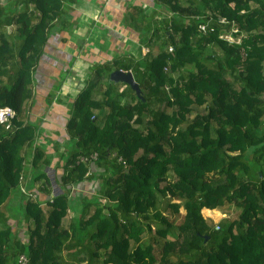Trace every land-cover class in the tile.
I'll list each match as a JSON object with an SVG mask.
<instances>
[{
  "label": "trees",
  "instance_id": "trees-1",
  "mask_svg": "<svg viewBox=\"0 0 264 264\" xmlns=\"http://www.w3.org/2000/svg\"><path fill=\"white\" fill-rule=\"evenodd\" d=\"M71 1L0 5V105L15 111L0 124V264L21 252L25 264H264V0H155L160 17L140 28L144 53L96 65L73 97L60 191L41 206L17 190L33 145L32 181L49 191L25 101L50 24ZM193 14L213 30L198 31ZM230 26L239 42L218 36ZM110 66L129 69L141 96L104 76ZM91 152L84 176L78 157ZM87 178L97 179L91 194L68 193ZM13 188L18 216L5 209ZM226 202L235 213L214 229L201 208Z\"/></svg>",
  "mask_w": 264,
  "mask_h": 264
},
{
  "label": "crops",
  "instance_id": "crops-1",
  "mask_svg": "<svg viewBox=\"0 0 264 264\" xmlns=\"http://www.w3.org/2000/svg\"><path fill=\"white\" fill-rule=\"evenodd\" d=\"M63 4L62 16L54 19L48 29L32 72L30 95L25 101V113L37 125L34 141L48 158L44 171L48 179L45 187L49 191L45 193L36 188L42 200L50 192L57 191L60 156L72 144L67 126L71 122L73 97L85 85L96 64L110 62L119 55L136 58L144 53L147 47L140 29V13L132 17L129 15L131 10L145 14V25L152 18L160 17L155 0H73ZM0 5L6 10H14L18 8L19 0H0ZM6 29L13 30V25H6ZM113 69L115 67L110 71ZM94 168L92 165L91 170ZM29 180L31 188L37 187L32 177ZM97 187V179L87 178L79 181L77 191L72 193L80 198ZM203 208L206 207L201 210Z\"/></svg>",
  "mask_w": 264,
  "mask_h": 264
},
{
  "label": "built area",
  "instance_id": "built-area-1",
  "mask_svg": "<svg viewBox=\"0 0 264 264\" xmlns=\"http://www.w3.org/2000/svg\"><path fill=\"white\" fill-rule=\"evenodd\" d=\"M166 15L168 16L169 14H166ZM192 17H194L195 19L198 20V22H197L198 31L205 32V31L213 30L214 27L212 26L210 21H208V20L201 21V17L198 14H193ZM217 21L219 23H225L226 19H224L223 17H219L217 19ZM236 30L237 29L235 27L230 26L227 30L222 29L218 36L227 40L228 42H239L241 33L235 34ZM167 49L171 50V46H168ZM0 113H3L2 115H0V124L6 129L9 128L11 125V120H12L14 113H15L14 109L10 105L3 104V105H0ZM34 143H36V142L34 141ZM32 154H33V145L29 148V151H27L25 153V155L22 159V167H21V169L18 173V177H17V190L23 195V197L29 198L31 200H38L39 204L41 206H43L44 200H42L38 197L37 190H35L33 188H27V186L25 185V182L30 177ZM94 157H95V152H93V153L91 152L87 156L81 155L78 157V160L86 161L89 164L88 169L85 172L84 176H86L88 174V172L91 170L92 158H94ZM76 187H77V183L76 184H70L68 186V193L74 192ZM75 191H77V190H75ZM52 195H54V194L52 192H50V194H48L45 198L51 199ZM22 225H23V223H22ZM213 228L214 229L218 228L217 222H214ZM20 234H21V232H20ZM23 237H25V235H23ZM16 261L18 264H25V262H26L25 254L23 252L19 253L16 256Z\"/></svg>",
  "mask_w": 264,
  "mask_h": 264
},
{
  "label": "rangeland",
  "instance_id": "rangeland-1",
  "mask_svg": "<svg viewBox=\"0 0 264 264\" xmlns=\"http://www.w3.org/2000/svg\"><path fill=\"white\" fill-rule=\"evenodd\" d=\"M139 13L141 15V12H139ZM139 20H141L142 24L146 23V20H142V18H140V17H139ZM96 65H98V64H96ZM110 68H111V66L108 67V68H102V73L104 74V76H108V74L110 72L109 71ZM95 93H97V92H95ZM32 175H33V171L31 170L29 179H31ZM29 179L25 182V185L27 186V188H31V184H30V180ZM32 182L37 183V187L36 186L32 187L33 189L35 188V190H36V188H40V185H41L40 181L37 180L36 182L35 181H32ZM12 190H13L12 191V195L6 201V203L9 206V208L6 205L5 209H8L9 213H12L11 215L18 216V213L20 211L19 203H20L22 198L19 199L20 194L17 192L16 188H13ZM210 209H212V210L207 211V212L204 211V210H201V214L208 220V222H212L213 224H214V222H218L219 219H221L223 217H226V216H230L231 217L235 213V208L230 203H227V202L223 203L221 205H218V206H216L214 208H210ZM78 210H79V206H77L75 209L70 211V213L75 215L78 212ZM167 215H168L169 218H173V219L177 220V217H176L175 213H173L170 209L167 210ZM68 218H69V213H68L67 216L63 217V219H62L63 223ZM22 222H23V220H21V222H18V223H15V221H14V229L19 230V233L17 232V234H20V232H21L20 236L23 238L24 234L20 230L21 226H22Z\"/></svg>",
  "mask_w": 264,
  "mask_h": 264
},
{
  "label": "water",
  "instance_id": "water-1",
  "mask_svg": "<svg viewBox=\"0 0 264 264\" xmlns=\"http://www.w3.org/2000/svg\"><path fill=\"white\" fill-rule=\"evenodd\" d=\"M109 80L112 81H121L129 85V87L134 91V93L137 96H141L140 94V89L137 84V82L134 80L131 71L128 70H123L121 68H115L111 70L108 74ZM56 190L53 194H56L57 192L60 191L59 186L55 185ZM207 237V235L204 236V239Z\"/></svg>",
  "mask_w": 264,
  "mask_h": 264
},
{
  "label": "clouds",
  "instance_id": "clouds-1",
  "mask_svg": "<svg viewBox=\"0 0 264 264\" xmlns=\"http://www.w3.org/2000/svg\"><path fill=\"white\" fill-rule=\"evenodd\" d=\"M3 113H0V115H2Z\"/></svg>",
  "mask_w": 264,
  "mask_h": 264
}]
</instances>
